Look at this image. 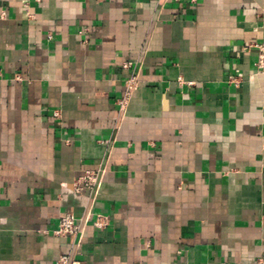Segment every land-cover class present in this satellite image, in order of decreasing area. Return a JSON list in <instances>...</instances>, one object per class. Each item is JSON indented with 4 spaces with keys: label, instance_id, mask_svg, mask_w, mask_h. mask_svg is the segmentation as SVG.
<instances>
[{
    "label": "crops",
    "instance_id": "crops-1",
    "mask_svg": "<svg viewBox=\"0 0 264 264\" xmlns=\"http://www.w3.org/2000/svg\"><path fill=\"white\" fill-rule=\"evenodd\" d=\"M262 40L264 0H0V264H264Z\"/></svg>",
    "mask_w": 264,
    "mask_h": 264
},
{
    "label": "built area",
    "instance_id": "built-area-1",
    "mask_svg": "<svg viewBox=\"0 0 264 264\" xmlns=\"http://www.w3.org/2000/svg\"><path fill=\"white\" fill-rule=\"evenodd\" d=\"M102 1V0H93ZM247 49H254L256 51L255 68L257 73H264V40L253 43L246 47ZM126 69H133L130 77L125 83L123 95L117 100L118 113L122 116L125 115L131 97L138 88V72L134 71L135 63L128 62L124 65ZM1 73V69H0ZM55 116L58 117L59 113L55 112ZM105 170L99 168L97 170H87L74 182L75 192L81 194L85 191L90 193V201L94 203L98 191L103 182ZM91 217V213L86 214L84 217L78 218L73 213H68L60 219L59 227L54 232L57 236L61 237H73L80 238L84 233V228ZM110 219L107 215L102 213L96 214L94 219V226L97 229H106L109 226ZM58 264H69L68 257H62L59 259Z\"/></svg>",
    "mask_w": 264,
    "mask_h": 264
}]
</instances>
